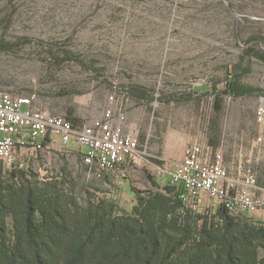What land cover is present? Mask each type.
I'll return each instance as SVG.
<instances>
[{
  "label": "rangeland",
  "instance_id": "rangeland-1",
  "mask_svg": "<svg viewBox=\"0 0 264 264\" xmlns=\"http://www.w3.org/2000/svg\"><path fill=\"white\" fill-rule=\"evenodd\" d=\"M22 38L20 47L0 50V90L36 92L38 107L77 123L121 109L140 139L132 161L108 180L89 176L76 141L17 150L18 162L39 179L63 178L83 200L107 197L130 211L134 187L154 191L146 172L163 185L198 141L211 155L221 152L229 176L242 180L251 169L264 186V115H257L264 95L223 94L218 110L210 93L231 71L264 91V0H0V41ZM134 86L153 100L134 97ZM199 89L208 92L186 102L165 99ZM213 126L221 132L218 148L209 144ZM204 198L198 211L218 205ZM234 215L264 222V210Z\"/></svg>",
  "mask_w": 264,
  "mask_h": 264
},
{
  "label": "trees",
  "instance_id": "trees-1",
  "mask_svg": "<svg viewBox=\"0 0 264 264\" xmlns=\"http://www.w3.org/2000/svg\"><path fill=\"white\" fill-rule=\"evenodd\" d=\"M25 40L0 41V50L10 51ZM258 55L264 60V54ZM258 91L264 95L233 71L222 89L217 84L210 89L218 110L223 94L240 98ZM129 92L153 100L146 88L134 86ZM207 92L185 91L165 99L186 102ZM211 130L209 144L218 148L220 128ZM51 141L47 137L45 143ZM146 176L154 191L141 194L134 187L136 201L126 211L115 199L83 200L63 178L41 180L25 167H7L0 158V264H264V222L238 217L222 204L200 212L182 198L181 185L171 179L161 185L151 173Z\"/></svg>",
  "mask_w": 264,
  "mask_h": 264
},
{
  "label": "built area",
  "instance_id": "built-area-1",
  "mask_svg": "<svg viewBox=\"0 0 264 264\" xmlns=\"http://www.w3.org/2000/svg\"><path fill=\"white\" fill-rule=\"evenodd\" d=\"M37 101L36 92L18 96L0 90V158L7 167H24L17 160V146L43 150L49 148L47 137L63 144L78 142L89 176L115 172L135 157L139 133L125 125L127 116L123 110L110 107L101 117L74 123L66 116L38 107ZM257 115L263 118V105ZM171 182L183 187L182 198L194 206L207 195L233 214L264 210V186L259 184L255 172L248 169L242 180L232 178L221 152L209 158L198 141L190 144L176 164Z\"/></svg>",
  "mask_w": 264,
  "mask_h": 264
},
{
  "label": "crops",
  "instance_id": "crops-1",
  "mask_svg": "<svg viewBox=\"0 0 264 264\" xmlns=\"http://www.w3.org/2000/svg\"><path fill=\"white\" fill-rule=\"evenodd\" d=\"M0 137H1V133H0ZM54 142H58V140L55 139V140L51 141V143H50L49 146L51 147V146L53 145ZM201 144H202V143H201ZM202 146H203V144H202ZM203 150H204V152H205V154H206L207 157L210 158V157L213 156V154L211 155V153L206 152L204 147H203ZM170 179H171V178H170ZM204 197H205L204 200H206L207 198H210V197H208L207 195H205ZM210 199H212V198H210ZM212 200H214V199H212ZM214 201H215V200H214ZM200 203H201V202H200ZM202 203H203V202H202ZM204 204H205V203H204Z\"/></svg>",
  "mask_w": 264,
  "mask_h": 264
}]
</instances>
